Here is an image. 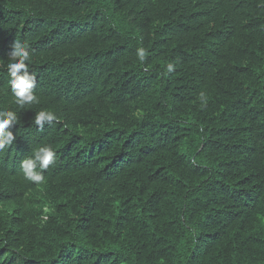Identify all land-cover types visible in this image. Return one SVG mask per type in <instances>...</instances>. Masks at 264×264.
Segmentation results:
<instances>
[{
  "label": "trees",
  "instance_id": "16d2710c",
  "mask_svg": "<svg viewBox=\"0 0 264 264\" xmlns=\"http://www.w3.org/2000/svg\"><path fill=\"white\" fill-rule=\"evenodd\" d=\"M15 41L36 77L24 107ZM0 110L18 117L0 264H264L260 0H0ZM41 110L58 120L41 129ZM43 146L37 184L20 163Z\"/></svg>",
  "mask_w": 264,
  "mask_h": 264
},
{
  "label": "clouds",
  "instance_id": "9594fccd",
  "mask_svg": "<svg viewBox=\"0 0 264 264\" xmlns=\"http://www.w3.org/2000/svg\"><path fill=\"white\" fill-rule=\"evenodd\" d=\"M260 4L264 6V0H260ZM136 55L139 61L143 62L148 55L145 48L138 47ZM11 62L7 64V72L10 77L9 84L11 92L14 96L15 103L20 107L38 103V98L34 94L33 89L36 86V77L30 74L28 70V62L31 56L26 43L15 41L13 50L10 53ZM168 73L175 70L173 63H168L166 66ZM56 114L49 110H41L34 116L35 125L43 129L47 123L57 121ZM18 122L17 114L12 110H0V152L10 147L16 140V136L9 130L11 126ZM56 163V153L51 146H43L36 149L32 156L23 159L20 163V169L23 172L24 178L34 183L43 181V171L49 166H54Z\"/></svg>",
  "mask_w": 264,
  "mask_h": 264
}]
</instances>
